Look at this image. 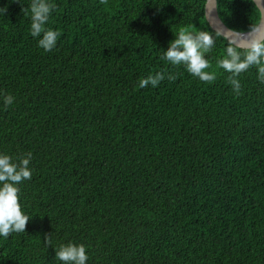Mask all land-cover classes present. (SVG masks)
Segmentation results:
<instances>
[{
  "label": "trees",
  "instance_id": "trees-1",
  "mask_svg": "<svg viewBox=\"0 0 264 264\" xmlns=\"http://www.w3.org/2000/svg\"><path fill=\"white\" fill-rule=\"evenodd\" d=\"M49 2L61 36L45 52L31 0H0V154L32 153L18 185L31 218L0 236V264H63L69 242L86 264H264V83L254 66L234 93L217 62L236 45L206 1ZM217 2L233 30L259 20L253 0ZM181 29L213 36L212 83L161 59ZM159 71L177 78L139 87Z\"/></svg>",
  "mask_w": 264,
  "mask_h": 264
},
{
  "label": "clouds",
  "instance_id": "clouds-1",
  "mask_svg": "<svg viewBox=\"0 0 264 264\" xmlns=\"http://www.w3.org/2000/svg\"><path fill=\"white\" fill-rule=\"evenodd\" d=\"M16 2L19 3V0ZM105 2L106 0H101V3ZM55 7L49 0H31V35L38 38V46L45 52L52 51L61 36L60 31L45 27ZM6 11V7H0V14H5ZM258 30L257 27L250 26L249 33L253 34V38L247 47L241 52L237 51L236 46H229L226 48V58L217 62L219 68L230 74L227 81L237 96L241 92V83L237 77L254 66L257 68L258 80L264 83V39L255 38L254 34ZM214 43L213 36L208 32L181 29L175 34V39L170 41L161 59L168 61L172 66L183 65L192 76L210 84L215 81L216 74L205 71L210 67L205 57ZM165 78L175 81L177 76L159 71L140 79L138 85L140 88L157 87ZM13 102V96H4L5 108ZM31 159V152L18 156L15 160L10 155L0 154V236L5 238L13 232H26V226L31 218L21 210L18 187L23 181L31 179L32 170L29 167ZM45 242L50 243L48 234L45 235ZM55 257L63 264H86L88 260L85 246L71 242L60 245L58 250H55Z\"/></svg>",
  "mask_w": 264,
  "mask_h": 264
},
{
  "label": "water",
  "instance_id": "water-1",
  "mask_svg": "<svg viewBox=\"0 0 264 264\" xmlns=\"http://www.w3.org/2000/svg\"><path fill=\"white\" fill-rule=\"evenodd\" d=\"M206 4L204 5L205 18L211 28L217 31L219 34L227 38L232 44L246 48L250 40L253 38V34L249 33V30L246 31H236L228 27L220 18L217 11L218 2L217 0H205ZM256 6L260 9V17L257 24L254 27H257L259 30L255 33V38L264 39V0H253Z\"/></svg>",
  "mask_w": 264,
  "mask_h": 264
}]
</instances>
